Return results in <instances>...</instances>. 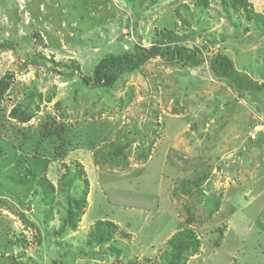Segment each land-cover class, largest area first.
<instances>
[{"label":"rangeland","instance_id":"obj_1","mask_svg":"<svg viewBox=\"0 0 264 264\" xmlns=\"http://www.w3.org/2000/svg\"><path fill=\"white\" fill-rule=\"evenodd\" d=\"M205 1L0 0V264H167L185 229L200 248L179 264H264V94L159 58L80 83L171 33L264 84V23ZM67 196L85 205L61 235ZM103 221L117 230L98 245Z\"/></svg>","mask_w":264,"mask_h":264},{"label":"trees","instance_id":"obj_2","mask_svg":"<svg viewBox=\"0 0 264 264\" xmlns=\"http://www.w3.org/2000/svg\"><path fill=\"white\" fill-rule=\"evenodd\" d=\"M206 2L203 0V3ZM228 5L236 11L243 10L246 19L255 23L263 22L264 18L258 17L251 8L249 0H228ZM165 43H153L149 47L138 44L131 49H124L120 54L108 55L100 59L92 71L91 77L80 78V83L85 88L99 89L112 88L114 84L126 74L137 71L147 61L159 58L169 64H174L183 69L196 70L204 65L207 66L209 76L216 81L225 82L237 95L238 99H243L247 93L264 94V84L253 80L249 75L239 72L235 69L234 63L230 57L222 52L211 56L203 54L200 48L194 43L184 42L173 34ZM12 44H1L0 51L12 50ZM73 71H78L73 67ZM119 151L117 152V154ZM84 195H87V182ZM45 192H49L53 187L47 184L43 187ZM67 208L59 234L66 230L74 231L78 221H75L81 215V209L84 208L85 199H81L79 205L76 200L67 196ZM93 232V239L98 245L109 242L116 233L117 227L109 221L97 222ZM171 247V256L167 264H179L182 258L189 254H196L199 251L200 243L193 231L185 229L172 235L168 241Z\"/></svg>","mask_w":264,"mask_h":264}]
</instances>
